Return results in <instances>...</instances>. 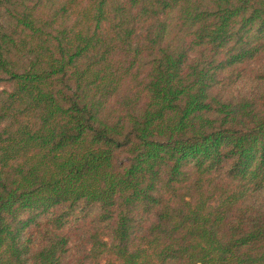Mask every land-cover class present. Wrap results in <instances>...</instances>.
Segmentation results:
<instances>
[{
  "label": "trees",
  "instance_id": "1",
  "mask_svg": "<svg viewBox=\"0 0 264 264\" xmlns=\"http://www.w3.org/2000/svg\"><path fill=\"white\" fill-rule=\"evenodd\" d=\"M0 264H264V0H0Z\"/></svg>",
  "mask_w": 264,
  "mask_h": 264
}]
</instances>
